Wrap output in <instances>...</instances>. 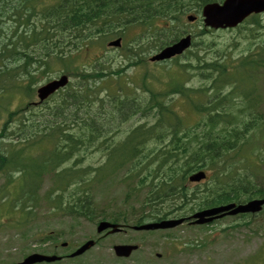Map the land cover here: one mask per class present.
<instances>
[{"label": "trees", "instance_id": "16d2710c", "mask_svg": "<svg viewBox=\"0 0 264 264\" xmlns=\"http://www.w3.org/2000/svg\"><path fill=\"white\" fill-rule=\"evenodd\" d=\"M221 1L67 0L52 5L0 0V92L5 102L21 96L0 128V175H6L7 187L17 188L10 209L26 208L35 215L46 207L47 214L62 216L70 225L100 217L137 225L264 196L256 181L257 170H264L258 148L264 118L257 93L262 48L238 59L225 51H215L212 58L188 51L184 62L177 58L174 68L156 73L149 72L142 50L133 53L135 48L126 49L128 65L116 70L98 60L89 71L74 64L96 34L119 37L137 25L145 27L153 46L167 44L182 36L183 30L172 26L184 16ZM201 40L202 49H208L210 44ZM51 62L75 81L42 105L23 102L32 100ZM131 67L142 71L126 76ZM190 75L202 84L189 86ZM179 101L180 108L175 106ZM136 117L144 124L118 139L121 125ZM97 154L103 159L95 161ZM197 171L206 172L207 180L192 186L187 177ZM45 181L48 187L39 198ZM111 188L125 196L114 209L109 208L112 199H104V206L96 199ZM163 204L168 208L160 210Z\"/></svg>", "mask_w": 264, "mask_h": 264}, {"label": "rangeland", "instance_id": "374dc122", "mask_svg": "<svg viewBox=\"0 0 264 264\" xmlns=\"http://www.w3.org/2000/svg\"><path fill=\"white\" fill-rule=\"evenodd\" d=\"M261 20V23L264 24V17H262ZM250 31L251 24H248L246 31H242V33L238 30L217 31L208 33L204 36V38H207V41L213 44V49L210 50L211 54L214 50H227L231 52L232 58H238L240 56L247 55L248 53L245 54V50L247 48L251 50L254 43H264V30L260 31L257 36L253 37L249 41L250 37L247 39V33L249 34ZM98 42L106 43L107 40H98ZM101 48L102 50L97 47L93 48L94 50L91 51H82L78 58L76 57L75 64L77 66H84V68L88 71L93 67L90 66V64L94 63L96 60H100L99 62L106 67L111 66L113 70L127 66L126 56L125 54H122V51L107 52L106 44ZM104 51L106 52L103 53L102 56V52ZM60 66V64L51 62V70H49L48 74H45V76L43 75V77L38 81V83L34 86V91L36 90V87L59 76V74L64 71L63 67ZM156 70L157 68H151L149 69V72L156 73ZM124 74L129 77L132 76L134 74V68L126 69ZM257 75V93L262 96L263 103L260 106V111L264 117V66L259 69V73ZM71 80L75 81V77L73 79L71 78ZM188 84L193 87H198L202 84V82H199L196 78H192ZM7 94L12 96L10 92ZM20 97L21 96L19 94H14L10 101L6 100L5 102V95L0 94V106L2 105L0 108V128L8 114V109L13 110L21 104ZM29 101L35 102V96H33L32 100L26 99L23 102ZM175 106L180 108V101L177 102ZM141 123L142 121L135 119L124 124L123 129H126L124 134L126 135L130 128H136ZM124 134H120L118 139H123L125 137ZM102 159V154H97L95 156V161H100ZM13 177H18V174H13ZM6 182V175H0L1 199L4 198V196H14L17 191V188H13V186L7 187ZM262 184H264V177L262 178ZM47 187L48 185L45 181L42 184V188L39 190V198L43 196ZM119 198V192L112 188L102 196H96V199H99V204L103 206L106 204V201H103L104 199H112V208L120 206ZM43 209L46 211V207ZM18 215V213H14L9 208L7 203L3 205V202L0 201V264H12V262L20 261L23 256H26L25 254H30L32 251L40 252L38 250L40 248L39 245L47 248L48 244L43 245L38 242V239L47 231L55 232V236H62V234L69 230L70 223L59 217L51 216V218L48 219L46 216L37 212L35 217L27 219L26 221L24 220L25 224L23 225V222L18 224L15 220H13L17 218ZM243 222H248V225H243ZM74 226L72 238L75 244L82 242L88 236L95 235L94 224L82 222L74 224ZM198 233L201 238H203L204 235L210 236L209 234L212 235V233L220 236L210 239L199 250L195 253H191L187 257H183V255L174 257V262H178V264H226L229 258L228 253H231L237 257L240 255L241 257L238 258L241 260L236 262L229 261L228 264H264V215L255 217L253 220H250L249 218L238 221L226 219L213 228H208L206 230H194L187 232L181 228L179 231L175 232V236L180 237L184 234L185 237L188 235L190 237H195ZM128 235H131L129 238L135 237V234ZM137 237L139 238V236ZM143 237L144 238L140 239L145 242L142 245V250L131 260L122 264H145V262L139 260V258H152V256L156 253H159L158 243L160 244V234ZM123 241H125V238L121 235H110L105 237L102 244L98 248L96 247L92 254L82 258L80 261L84 264H115L112 259L110 246L111 244H119ZM58 242H61V238L58 239ZM225 244H228L229 247L232 246L229 252H226ZM58 252L61 253L63 250H58ZM242 258L244 260H242Z\"/></svg>", "mask_w": 264, "mask_h": 264}, {"label": "water", "instance_id": "95a60500", "mask_svg": "<svg viewBox=\"0 0 264 264\" xmlns=\"http://www.w3.org/2000/svg\"><path fill=\"white\" fill-rule=\"evenodd\" d=\"M264 11V0H225L222 5L217 3L205 5L202 8V16L204 17V25L206 27H211L213 29L234 27L237 23H240L245 17L251 13H259ZM193 20L192 18H188ZM113 45L117 46L118 42H114ZM190 45V37H185L180 39L177 43L164 48L160 53L151 58V61L169 59L175 55L181 54ZM68 83V78L65 75L60 76L58 79L52 80L47 84L43 85L37 90V95L40 101L45 100L58 89L66 86ZM203 178L202 174L195 175L190 178L192 181H198ZM264 204V199L260 201H251L246 205H240L235 207L233 204L227 205L225 207L212 209L203 213L195 215L198 218V223L205 221L204 216L215 214L219 211L233 209L230 214H235L238 212H256L259 211L261 205ZM181 223L179 221H165L155 224H148L137 228L138 230H151L157 228H168ZM107 227H112L116 230V226H111L106 223H101L99 226V231ZM93 245V242H88L81 248H79L72 256L78 255L88 249ZM133 247L119 246L116 247V253L119 256H127ZM53 261L56 257H42L39 255H32L28 257L22 264H29L36 261Z\"/></svg>", "mask_w": 264, "mask_h": 264}, {"label": "bare ground", "instance_id": "6f19581e", "mask_svg": "<svg viewBox=\"0 0 264 264\" xmlns=\"http://www.w3.org/2000/svg\"><path fill=\"white\" fill-rule=\"evenodd\" d=\"M7 15V14H6Z\"/></svg>", "mask_w": 264, "mask_h": 264}]
</instances>
